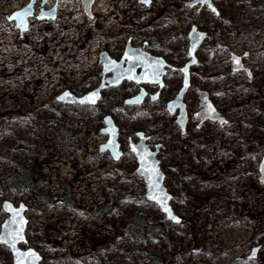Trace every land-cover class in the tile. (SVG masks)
I'll use <instances>...</instances> for the list:
<instances>
[{
    "label": "rangeland",
    "instance_id": "374dc122",
    "mask_svg": "<svg viewBox=\"0 0 264 264\" xmlns=\"http://www.w3.org/2000/svg\"><path fill=\"white\" fill-rule=\"evenodd\" d=\"M191 1L96 0L91 18L83 0H61L55 20L30 17L21 33L9 17L30 0H0V233L4 202H24L23 248L39 250L41 264H264V0H217L218 14ZM43 7L38 0L35 14ZM193 26L209 37L192 67L190 111L199 109L196 88L207 90L226 123L198 128L191 116L181 130L167 110L183 80L173 69L154 102L126 104L139 91L130 81L105 89L96 105L57 99L66 90L83 95L96 88L100 52L121 58L129 40L147 42L176 67L185 64ZM247 50L251 75L234 71L230 61L231 51ZM108 114L119 126L118 161L101 150ZM139 131L162 144L161 167L180 223L146 197L130 149ZM20 165L38 166V191L52 201L15 187ZM134 216L166 224L135 237L126 229ZM0 264H13L3 244Z\"/></svg>",
    "mask_w": 264,
    "mask_h": 264
},
{
    "label": "water",
    "instance_id": "95a60500",
    "mask_svg": "<svg viewBox=\"0 0 264 264\" xmlns=\"http://www.w3.org/2000/svg\"><path fill=\"white\" fill-rule=\"evenodd\" d=\"M38 0H30L23 8L16 10L9 18L16 20L21 33L29 28V18L36 16L40 20H55L57 18V8L60 0H42V5L38 14H35L34 5ZM54 1V4L49 8H45L48 2ZM85 3L86 13L93 18V5L96 0H83ZM217 0H193L189 4L191 6L207 5L212 11L217 14L219 11L216 7ZM140 3L146 5L151 4L152 0H139ZM31 6L30 13L21 18H17L16 14L21 13ZM190 47L189 60L185 63L182 71L184 78L182 86L176 96L167 104V108L171 113L178 111V119L181 129L186 130L189 122V113L185 102L186 94L188 93L192 81V67L198 62L197 50L208 38L206 31L198 30L197 26H193L189 32ZM148 43L143 46H134L129 40L125 46L121 58H115L111 54L102 50L100 52L99 61L101 62L102 78L100 84L83 95H77L70 90H66L58 96V100L69 104L81 105H96L103 96V91L107 88L118 87L125 81L135 82L141 85L139 92L130 98L126 99V104L142 105L145 102L149 92L144 87V84H157L159 90L151 95L152 100L159 98L160 89L164 86V74L167 72V67L171 65L163 56L152 54L147 50ZM245 70L251 74L248 68H243L240 63V57H234V71ZM110 74V75H109ZM200 109L194 113V117L199 121L197 127L200 128L207 121H219L226 123L227 119L221 114L219 109L210 99L207 90L199 89ZM105 127L102 129L104 134L108 135V139L101 145L102 151H110L114 160L118 161L123 156L122 145L119 140L120 131L114 117L108 114L104 118ZM138 140L130 139V149L135 154L137 160L136 173L146 184V197L155 203L165 216L174 223L182 222V218L176 213L172 205L173 194L169 191L166 185V174L161 167L159 158L161 143L151 144L150 136L144 131H139ZM261 172L264 181V157L261 162ZM3 209L8 215L2 223L0 233V244L7 246L13 256V264H41L43 256L39 250L34 247L23 248L28 244L27 227L29 219L26 217L28 206L21 202L18 206L12 201L6 200L3 204Z\"/></svg>",
    "mask_w": 264,
    "mask_h": 264
},
{
    "label": "trees",
    "instance_id": "16d2710c",
    "mask_svg": "<svg viewBox=\"0 0 264 264\" xmlns=\"http://www.w3.org/2000/svg\"><path fill=\"white\" fill-rule=\"evenodd\" d=\"M28 1L29 0H27V2ZM62 8L66 9L65 6H63ZM59 9H61L60 6H59ZM59 12L60 11L58 10V14H60ZM152 130H154V128H151V131ZM19 168H20V174L18 175V177L16 178L14 182L15 187L18 189H21L22 187L29 188L32 192V195L37 201H44V202L52 201V195L38 191V185L40 184V182H38L36 178L38 175V172H37L38 166L37 165L35 166L20 165ZM66 201L70 205H73V202H71L70 198H67ZM165 224H166V221H157L155 223H149L146 219L140 216H134L132 220L127 224L128 227L126 229L133 236L136 237L140 235L145 229H148L150 233H154L155 231L162 229L163 226H165Z\"/></svg>",
    "mask_w": 264,
    "mask_h": 264
},
{
    "label": "flooded vegetation",
    "instance_id": "af4514ba",
    "mask_svg": "<svg viewBox=\"0 0 264 264\" xmlns=\"http://www.w3.org/2000/svg\"><path fill=\"white\" fill-rule=\"evenodd\" d=\"M208 33V32H207ZM208 37H209V33H208ZM149 41V44L150 45H153V43H154V41H153V39L151 38V39H149L148 40ZM131 42H132V40H131ZM133 44V43H132ZM134 45V44H133ZM134 46H138V45H134ZM143 46V45H142ZM147 50L149 51V52H151L152 54H155L154 52H152V50H149L148 49V46H147ZM109 52V51H108ZM159 56H161V55H159ZM240 57V63H241V65L243 66V68H248L249 69V67H247L246 66V63L247 62H245V60H248L250 57H251V52L250 51H245L243 54H239V53H237V52H234V51H231V53H230V61H231V63H232V66H234V57ZM119 59V58H118ZM167 60V59H166ZM188 61V60H187ZM186 61V62H187ZM170 65H171V67L170 66H168L167 67V72L164 74V86L160 89V94H159V98L163 95V92H164V90L166 89V86H167V77H166V74H168L169 73V71H170V69H173V70H175V71H179V72H181V73H183V71H182V68L184 67V65L185 64H183V65H180V66H178V67H176V66H174V65H172L169 61H167ZM185 62V63H186ZM244 70V69H243ZM250 70V69H249ZM245 71H246V69H245ZM247 72V71H246ZM250 72H251V70H250ZM251 75V74H250ZM183 78H184V73H183ZM182 82H183V80H182ZM139 85V84H138ZM181 86H182V84L180 85V88H181ZM144 87L147 89V91L149 92V94H148V96L146 97V99H148V98H150V100L151 101H156V100H152V98H151V95L153 94V93H155L156 91H158L159 90V86L157 85V84H144ZM152 87H155V88H153V91H151L150 92V90H151V88ZM191 87H192V84H191ZM190 87V88H191ZM140 88H141V85H139V90H140ZM180 88H179V90H180ZM178 90V91H179ZM190 90V89H189ZM178 91L176 92V94L178 93ZM196 91H197V93H198V96H199V88H196ZM139 92V91H138ZM137 92V93H138ZM190 91H188V93H189ZM136 93V94H137ZM187 93V94H188ZM176 94L174 95V96H172L170 99H169V101L170 100H172L175 96H176ZM187 94H186V96H187ZM158 98V99H159ZM146 99H145V101H146ZM157 99V100H158ZM199 99H200V97H199ZM168 101V102H169ZM168 102H167V104H168ZM185 102H186V105H187V110H188V113H189V121H190V119H191V116H194V113L195 112H197L199 109H200V102H199V109H196V111L194 112V113H192L191 111H190V106H189V102L187 101V98L185 97ZM167 110H168V112H169V114L171 115V116H173V117H175V123L176 124H178L179 125V123L177 122V119H178V113H179V109H178V111H175L174 113H171L170 111H169V109L167 108ZM194 119H195V117H194ZM197 120V119H196ZM198 121V120H197ZM199 122V121H198ZM188 124H189V122H188ZM187 124V125H188ZM198 125V124H197ZM180 126V125H179ZM181 128V127H180ZM182 130V129H181ZM151 144H154V143H151Z\"/></svg>",
    "mask_w": 264,
    "mask_h": 264
},
{
    "label": "snow or ice",
    "instance_id": "6c2138e0",
    "mask_svg": "<svg viewBox=\"0 0 264 264\" xmlns=\"http://www.w3.org/2000/svg\"><path fill=\"white\" fill-rule=\"evenodd\" d=\"M30 9H31V6L29 5L28 9L24 10V11L21 12V13H17V14H16V17H17V18H21V17H23V16H26L27 14L30 13Z\"/></svg>",
    "mask_w": 264,
    "mask_h": 264
},
{
    "label": "bare ground",
    "instance_id": "6f19581e",
    "mask_svg": "<svg viewBox=\"0 0 264 264\" xmlns=\"http://www.w3.org/2000/svg\"><path fill=\"white\" fill-rule=\"evenodd\" d=\"M60 3H61V0H60L59 3H58L57 14H58V10H59ZM47 4H48V6L50 7V6H52V5L54 4V1H50V2H48ZM31 18H32V17H31ZM30 25H31V24H30Z\"/></svg>",
    "mask_w": 264,
    "mask_h": 264
},
{
    "label": "built area",
    "instance_id": "2783aa9c",
    "mask_svg": "<svg viewBox=\"0 0 264 264\" xmlns=\"http://www.w3.org/2000/svg\"><path fill=\"white\" fill-rule=\"evenodd\" d=\"M125 8H126V9H128V7H127V6H126Z\"/></svg>",
    "mask_w": 264,
    "mask_h": 264
}]
</instances>
